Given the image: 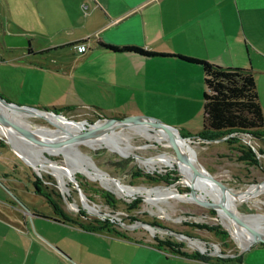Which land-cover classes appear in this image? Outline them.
Returning a JSON list of instances; mask_svg holds the SVG:
<instances>
[{
	"label": "rangeland",
	"instance_id": "374dc122",
	"mask_svg": "<svg viewBox=\"0 0 264 264\" xmlns=\"http://www.w3.org/2000/svg\"><path fill=\"white\" fill-rule=\"evenodd\" d=\"M73 4L74 0H0V97L16 105L45 108L38 101L50 99L47 89L28 84V80L35 74L26 68L28 65L38 66V63L50 65L51 59L55 56L59 58L61 53H66L65 59L72 58L71 48L53 50L50 47L63 36V27H68L65 11L70 10ZM6 36H21L28 45L7 46ZM43 48L49 50L43 54H34L35 51ZM45 70L41 75L51 76L47 73L48 70ZM22 78H25L24 84ZM193 90H196L201 97L202 86L198 84ZM187 100H194L196 106L191 102L182 104V111L188 115L183 121L192 125L191 129H199L201 100L198 98L196 101L190 97ZM152 112H161V118L145 112L142 114L141 111L139 114L128 115L152 116L182 131L176 127L182 122L176 114L173 116L171 114L166 120L162 110L153 109L149 113ZM62 115L68 120L84 122L85 126L103 119L92 110L80 114ZM19 119H22L30 129L47 128L57 131L40 117L26 115ZM114 132H119L121 137L126 138L134 147L128 156L122 157L103 146L90 149L79 144L77 149L88 156L97 169L132 191L162 187L173 188L180 194L188 192L180 174L175 170V162L169 161L173 167L155 164L154 168L150 169L134 157L135 155L145 159L166 155L173 157L165 139H147L134 134L129 129ZM230 140L234 141L225 143L223 140L205 142L186 139L194 151L196 161L215 179L222 182L230 192L239 194L251 187L254 191L262 188L263 186L257 188L255 185L264 180V144L242 133L231 134ZM240 145L250 146L252 156L249 160L248 156L238 150L241 148ZM44 155L48 160L64 168L65 161L60 154L44 153ZM21 157L0 133V239L8 229L22 238L36 239L38 236L43 239L45 236L56 238L60 240L61 245L76 253L87 251L91 255L106 254L108 264L111 262L112 264H152L155 256L153 251L159 252L163 260L170 250L160 244L162 240L181 244L179 250H198L201 251L200 254L210 257L220 252L232 254L245 248L235 241L229 228L222 223L215 210L196 204L194 201L158 197L153 201L154 205L162 210L160 212L157 207L146 203L141 196L116 193L112 187L101 185L92 175L84 172L73 174L79 188L77 191L74 182L70 180L71 177L64 172L60 175L66 185L62 186L52 171L35 170ZM242 157L248 161L241 159ZM122 160H128L127 165L120 163ZM136 168L150 176L153 173L163 175L165 171H174V176L177 178L168 184L153 183L143 177L134 176L133 171ZM33 180L38 181L39 185L34 184ZM194 190L199 193L196 185ZM80 192L85 199L83 202ZM231 207L243 216L264 217V188L255 197L239 200ZM156 226L163 229H158ZM149 228L153 231L150 232ZM211 228L225 232L226 238L216 236ZM173 233L184 234L187 237L180 239ZM193 238H197L195 240L197 246H192L188 242L194 240ZM36 248L37 246L33 245L31 250ZM55 250L60 251L59 248ZM101 260L98 258L97 264H101ZM158 263L164 264L161 261Z\"/></svg>",
	"mask_w": 264,
	"mask_h": 264
},
{
	"label": "crops",
	"instance_id": "0c3cea01",
	"mask_svg": "<svg viewBox=\"0 0 264 264\" xmlns=\"http://www.w3.org/2000/svg\"><path fill=\"white\" fill-rule=\"evenodd\" d=\"M65 17L68 27H63V36L50 48H71L72 58L65 59L66 53H61L50 65L38 63L26 68L35 74L28 84L47 89L50 99L39 100L41 106L66 107L67 114L92 110L101 117L117 118L140 111L161 118V112L149 113L157 109L166 120L176 114L182 121L176 127L182 132L198 131L200 128L191 129L192 125L184 123L188 115L182 104L196 106L188 97L201 100L193 90L198 84L203 87L200 67L173 57L148 58L99 46L131 45L250 69L264 131V0H74ZM80 43L85 45L83 52L76 50ZM44 69L51 76L41 75ZM21 81L24 84L25 78ZM199 103L202 116V101ZM44 238L50 243L39 236L22 238L8 229L0 239V264H97L98 258H104L101 264H108L106 254L76 253L59 239ZM33 245L35 250H31ZM180 251L189 254L193 250ZM153 252L152 264H264L263 243L206 259L169 251L162 260L159 252Z\"/></svg>",
	"mask_w": 264,
	"mask_h": 264
},
{
	"label": "bare ground",
	"instance_id": "6f19581e",
	"mask_svg": "<svg viewBox=\"0 0 264 264\" xmlns=\"http://www.w3.org/2000/svg\"><path fill=\"white\" fill-rule=\"evenodd\" d=\"M0 110L12 121H14L16 124H19L23 127L28 128V125L23 122L22 117H25L27 114H23L16 111H10L2 106L0 107ZM20 113V114H19ZM46 121L52 125V127L57 130L53 131L47 128H35L32 129L35 131V133L40 137L43 138L46 141H58L59 139H63L66 137L67 133L76 132L80 129H82V123H71L68 121L63 120L62 118H55L51 115H44ZM30 129V128H29ZM129 129L131 132L138 136H142L147 139H165L164 134L160 130L152 129L145 126H139V127H131L126 128V130ZM116 131V130H114ZM111 131L105 135H102L100 137H97L95 139H85L83 141H80L79 143H75V145H69L65 147L60 148H53V147H41L36 146L22 137H20L16 132H14L11 129H2L0 127V133L3 134L8 144L16 150L24 159L26 162H28L35 170H41L46 169L53 172L54 176L56 177L58 183L60 185L65 184V180L61 177V173L64 172L67 174L68 177H72L75 172H84L92 175L96 180H98L101 185L112 187V189L119 194L123 195H134L137 194L141 196L146 203H149L150 205L155 206V202L153 201L155 198L161 197L164 199L173 198L182 200V201H191L188 198V195L186 194H180L176 192L173 188H151L146 190H140V191H132L130 189L125 188L126 186H123L119 182L113 180L112 178L108 177L104 172L97 169L92 162L89 160L88 156L82 154L78 149L77 145L83 144L90 149H95L97 147L103 146L107 149L118 153V155L122 157H126L130 154L131 150L134 148L132 145H130L127 142L126 138H122L119 134V132ZM27 147H23V146ZM177 145L179 149L187 155L189 158V161L196 165L195 163V157H194V151L190 147L189 143L187 141H180L177 140ZM44 153L48 155H61L64 158L65 166L60 167L56 163L48 160ZM173 155V154H172ZM21 157V158H22ZM137 158L136 160L139 161L142 165L149 167L150 169H153L155 164H165L166 166L173 167L171 163H174V156L166 155L156 158H148L145 159L144 157L141 158L137 155L134 156ZM22 158V159H23ZM23 159V160H24ZM171 163H170V162ZM27 163V164H28ZM176 170L180 174L183 183L186 186H190L192 190L201 198L204 200H211L213 202H220V198L222 196L221 192L217 189H212L209 187L207 183H205L202 179H200L198 176H196L191 169L183 162H176ZM66 185V184H65ZM199 190V193H197L194 190V186ZM60 186V188L62 187ZM257 188L263 186L262 188L254 191V188L251 187L246 192H242L239 194L230 192L227 190L224 193V203L226 207L233 212L236 217H238L241 221L244 223L254 227L260 232L264 233V217H256V216H243L236 212L231 206L235 205L236 202L239 200H249L252 197H255L257 194L260 193V191L264 188V182L260 183L258 185H255ZM63 188V187H62ZM65 192V191H64ZM81 202H83V195L80 193ZM85 200V199H84ZM181 201V202H182ZM157 207V206H155ZM234 207V206H233ZM157 209L161 212L162 210L157 207ZM93 213V212H91ZM217 215L219 216L222 223L229 228L233 238L235 241L241 246L246 247L250 240L251 236L248 234L245 230L241 229L239 226H237L234 222L229 220L222 211L218 210ZM150 232L153 230L151 228L148 229ZM188 242L191 243L192 246H197L195 240H188ZM200 249L202 247L199 246Z\"/></svg>",
	"mask_w": 264,
	"mask_h": 264
},
{
	"label": "trees",
	"instance_id": "16d2710c",
	"mask_svg": "<svg viewBox=\"0 0 264 264\" xmlns=\"http://www.w3.org/2000/svg\"><path fill=\"white\" fill-rule=\"evenodd\" d=\"M99 46L111 52L134 53L148 58L173 57L182 62L200 67L203 83V92L201 95V127L194 133L178 130L182 137L189 139L199 138L204 141H214L223 138V142L230 143L234 141L230 140L231 134L242 133L264 144L263 117L257 101L253 75L250 69L241 67H221L190 56L157 53L131 45L113 46L99 44ZM28 52H30V50H28ZM43 52L44 51H39L37 53ZM68 109L69 108L66 107H58L52 108L51 110L56 113L66 114L65 112ZM240 147L241 148L238 150H241L245 156H248L247 158L249 160V157L252 156L250 146L240 145ZM241 159L244 158L242 157ZM244 160L248 161L247 159ZM250 160L253 161L251 158ZM120 163L127 165L128 160H122ZM133 172L134 176L143 177L153 183L164 182L168 184L177 178V176H174V171H165L163 175L153 173V175L151 174L152 176L142 173L138 168ZM170 175L173 176L171 177ZM33 183L39 185L38 181L35 182V180H33ZM105 222L107 223V220H105ZM87 225L92 228L90 224ZM211 229L214 231L213 233L217 234L216 236L226 238L227 235L225 232L219 231L218 229L215 230V228ZM160 244L168 247L174 254L198 259L207 258L206 255L200 254L197 251L186 254L178 249L181 244L173 243L168 240H162Z\"/></svg>",
	"mask_w": 264,
	"mask_h": 264
},
{
	"label": "water",
	"instance_id": "95a60500",
	"mask_svg": "<svg viewBox=\"0 0 264 264\" xmlns=\"http://www.w3.org/2000/svg\"><path fill=\"white\" fill-rule=\"evenodd\" d=\"M5 44L7 46H27L28 42L21 36H6L5 37ZM3 107L10 111H16L23 114L40 117L42 119H45L44 115H51L55 118H62L65 121L71 122V123H82V129L67 133L66 137L63 139H59L58 141H46L43 138H40L35 131L32 129L23 127L19 124H16L14 121H12L10 118H8L2 110H0V127L2 129H11L14 132H16L20 137L28 141L29 143L41 146V147H53V148H60L65 147L69 145H75V143H79L80 141H83L85 139H95L97 137H100L102 135H105L111 131L114 130H121L131 127H139V126H145L152 129L160 130L164 136L165 140L167 141L169 147L172 150L174 161L176 162H183L185 163L191 171L198 176L200 179H202L205 183L209 185L212 189H217L221 192L222 196L220 198V202H213L211 200H204L203 198L199 197L192 188L188 185V192L186 195H188V198L191 201H194L196 204H199L201 206L211 208L215 210L216 212L218 210L222 211V213L232 222H234L237 226H239L241 229L245 230L248 234L251 236V240L249 242V245L254 243H264V233L258 231L254 227L244 223L241 221L236 215L231 212L224 203V193L228 190V188L219 180L215 179L209 172H207L195 159L196 165L191 163L189 161V158L187 155H185L178 147L177 140H180L182 142L186 141L185 137H182L179 133V131L176 128H173L160 120L147 115H127L123 117H105L102 119V121H97L95 123L84 125V122H75L73 120L66 119L62 114L56 113L52 111L51 109H45V108H34V107H27L22 105H16L12 102H9L5 100L4 98L0 97V107ZM46 120V119H45ZM176 170V169H175ZM177 171V170H176ZM72 182H74L75 187L77 188V191H79V188L77 187L76 181L74 177L72 176L70 179ZM261 181L260 183H263ZM256 183V185L260 184ZM81 193V192H80ZM158 229H163L161 227H157ZM167 230V229H165ZM178 238H185L184 235L180 233H173ZM246 246V247H247ZM201 252V251H200ZM217 256H227V254L224 253H218Z\"/></svg>",
	"mask_w": 264,
	"mask_h": 264
},
{
	"label": "built area",
	"instance_id": "2783aa9c",
	"mask_svg": "<svg viewBox=\"0 0 264 264\" xmlns=\"http://www.w3.org/2000/svg\"><path fill=\"white\" fill-rule=\"evenodd\" d=\"M83 7L85 8V6H83ZM76 50H77L78 52H83V51L85 50V45L82 44V43L78 44V45L76 46Z\"/></svg>",
	"mask_w": 264,
	"mask_h": 264
},
{
	"label": "flooded vegetation",
	"instance_id": "af4514ba",
	"mask_svg": "<svg viewBox=\"0 0 264 264\" xmlns=\"http://www.w3.org/2000/svg\"><path fill=\"white\" fill-rule=\"evenodd\" d=\"M163 165H165V164H163Z\"/></svg>",
	"mask_w": 264,
	"mask_h": 264
}]
</instances>
